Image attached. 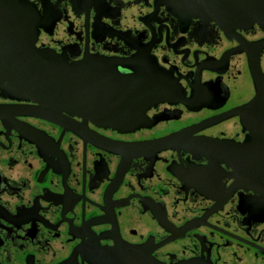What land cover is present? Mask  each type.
Here are the masks:
<instances>
[{
    "label": "flooded vegetation",
    "instance_id": "1",
    "mask_svg": "<svg viewBox=\"0 0 264 264\" xmlns=\"http://www.w3.org/2000/svg\"><path fill=\"white\" fill-rule=\"evenodd\" d=\"M181 2L0 0V264H264V27ZM43 53L146 80L51 120Z\"/></svg>",
    "mask_w": 264,
    "mask_h": 264
},
{
    "label": "water",
    "instance_id": "2",
    "mask_svg": "<svg viewBox=\"0 0 264 264\" xmlns=\"http://www.w3.org/2000/svg\"><path fill=\"white\" fill-rule=\"evenodd\" d=\"M181 1L187 12L215 20L226 32L252 26L255 23L264 27V0ZM38 55L47 59L28 61V65L38 64L32 71L33 76L28 78L29 90L32 92L31 98L40 103L39 106L35 107L37 114L51 120L64 117L62 113L65 111L84 114L82 113L84 111L82 106L88 103L85 102L87 95H91L93 99L108 96L111 97L110 99L117 98V100L123 96L120 91L121 86L118 84L104 85L102 81L114 83L119 80H146V75H143L144 70L136 68L137 64H143L142 61L137 63L134 59L120 60L87 56L81 60L70 61L65 56L55 54L43 53ZM28 71L30 72V70ZM126 72L127 76H124ZM163 74L156 68V84L153 87L156 91V98L166 94V86L164 87L163 83L164 81L169 82L170 78ZM142 87L140 86V88ZM107 88L113 90L110 93L113 95L104 93ZM143 89L146 90L147 87H143ZM143 89H139L138 92L135 91L132 95L141 98ZM97 90L100 91L96 92ZM116 120L121 121L120 119ZM126 121L133 122L132 120Z\"/></svg>",
    "mask_w": 264,
    "mask_h": 264
}]
</instances>
